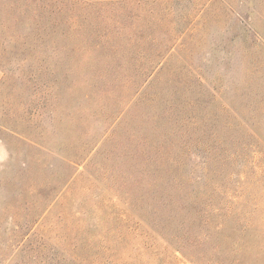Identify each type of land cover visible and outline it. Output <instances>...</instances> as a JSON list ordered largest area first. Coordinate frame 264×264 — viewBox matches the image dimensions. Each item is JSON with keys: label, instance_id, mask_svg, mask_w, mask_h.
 I'll list each match as a JSON object with an SVG mask.
<instances>
[{"label": "rangeland", "instance_id": "1", "mask_svg": "<svg viewBox=\"0 0 264 264\" xmlns=\"http://www.w3.org/2000/svg\"><path fill=\"white\" fill-rule=\"evenodd\" d=\"M0 264H264V0H0Z\"/></svg>", "mask_w": 264, "mask_h": 264}, {"label": "trees", "instance_id": "2", "mask_svg": "<svg viewBox=\"0 0 264 264\" xmlns=\"http://www.w3.org/2000/svg\"><path fill=\"white\" fill-rule=\"evenodd\" d=\"M209 207L210 204L207 205V203L205 204V208L203 210L202 207H198L197 212H195V214H197L194 216L192 223L189 225V228L185 229V248L191 253H194L192 250L194 246L198 247L200 243L207 240V237L201 238L202 235L209 237V234L207 233L211 228V210ZM197 259L199 261H203L199 257Z\"/></svg>", "mask_w": 264, "mask_h": 264}]
</instances>
